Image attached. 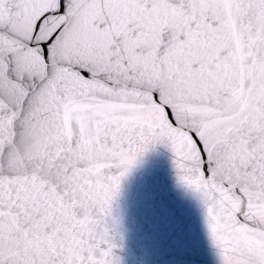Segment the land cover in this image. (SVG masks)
<instances>
[{
  "label": "snow or ice",
  "instance_id": "1",
  "mask_svg": "<svg viewBox=\"0 0 264 264\" xmlns=\"http://www.w3.org/2000/svg\"><path fill=\"white\" fill-rule=\"evenodd\" d=\"M157 146L219 264H264V0H0V264H122Z\"/></svg>",
  "mask_w": 264,
  "mask_h": 264
},
{
  "label": "water",
  "instance_id": "2",
  "mask_svg": "<svg viewBox=\"0 0 264 264\" xmlns=\"http://www.w3.org/2000/svg\"><path fill=\"white\" fill-rule=\"evenodd\" d=\"M122 264H219L200 199L176 182L172 154L157 146L123 182L115 205ZM257 215L264 217V204ZM246 244L247 238L240 237Z\"/></svg>",
  "mask_w": 264,
  "mask_h": 264
}]
</instances>
